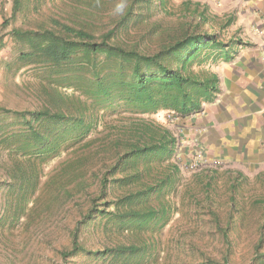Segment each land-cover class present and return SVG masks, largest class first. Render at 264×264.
Listing matches in <instances>:
<instances>
[{"label": "trees", "instance_id": "1", "mask_svg": "<svg viewBox=\"0 0 264 264\" xmlns=\"http://www.w3.org/2000/svg\"><path fill=\"white\" fill-rule=\"evenodd\" d=\"M171 1L13 0L0 28V52L8 35L15 46L5 72L34 74L20 87L33 92L37 106L0 105L1 228L73 206L78 214L62 258L84 254L89 264L151 260L155 235L177 212L171 196L181 164L175 158L189 131L183 127L178 136L145 116L168 112L180 121L194 119L220 93L208 65L235 57V38L227 41L205 27L210 18L202 2L184 0L181 15L190 20L176 30L164 24L167 18L154 20L172 14ZM232 22L228 18L223 28ZM151 42L158 43L152 53ZM107 113L126 115L123 124L111 126L103 140L109 144L94 148L89 138L80 146ZM71 149H77L75 157L47 182L43 197L46 168ZM211 202L217 231L231 247L235 201L225 226ZM255 204L264 208V199ZM85 234L97 239L87 246L80 240ZM251 261L264 264V211Z\"/></svg>", "mask_w": 264, "mask_h": 264}, {"label": "rangeland", "instance_id": "2", "mask_svg": "<svg viewBox=\"0 0 264 264\" xmlns=\"http://www.w3.org/2000/svg\"><path fill=\"white\" fill-rule=\"evenodd\" d=\"M183 2L172 0V14L157 15L152 21L160 17L167 18L164 24L174 30L178 29L182 21L186 18V22L190 20V14L181 15ZM203 2L208 3L206 13L210 19L205 25L207 30L219 32L227 41L235 36V23L223 28L229 16L235 17V2ZM12 3L13 0H0V28L4 18L11 15ZM224 6L227 8L223 10L229 11L227 16L215 15V18L209 15L211 11H222ZM20 23L21 20L17 22L18 25ZM5 39L6 47L0 52V105L14 109L34 108L37 104L33 92L20 85L30 83L35 76L32 72H23L13 77L5 72L4 63L14 57L15 46L8 35ZM150 44L148 52L152 53L158 43ZM200 114L194 119L181 121L169 117L168 112L145 116L167 126L178 136L183 127L185 132L189 131L186 133L188 142L185 141L183 145L178 142L181 151L175 158L181 164L180 182L177 191L171 196L177 212L170 223L155 235L156 249L146 264H253L251 258L264 211L261 204H255V200L264 199V140H260V137L248 138L244 142L248 146L244 145L243 149L236 148L235 140H232L228 150H223L222 144L223 149H217L219 139H211L210 135L214 134L208 130L206 119H200L203 113ZM125 118L123 114H105L95 132L80 146L88 142L89 138L95 140L94 148L109 144L110 139L103 140L108 136L111 126L123 124ZM185 147L188 148L187 152ZM76 150L66 151L46 168L39 190L43 197L49 189L46 187L47 182L62 170L66 161L75 157ZM100 166L98 163L93 169L99 170ZM207 182L211 187L206 190ZM3 194L0 188V198ZM209 198L212 200V209L220 215V224L224 226L229 220L231 204L235 201L231 247H227L221 232L217 231L213 215L207 207ZM77 212L78 208L71 206L67 211H53L45 215L41 213L30 222L27 217H23L13 228L0 227V264H11L13 261L14 264H89L88 261H91L84 254L67 259L60 255L61 250L71 246V228ZM235 223L240 224V233L235 234ZM90 236L85 234L80 240L86 245L92 244L96 237Z\"/></svg>", "mask_w": 264, "mask_h": 264}, {"label": "crops", "instance_id": "3", "mask_svg": "<svg viewBox=\"0 0 264 264\" xmlns=\"http://www.w3.org/2000/svg\"><path fill=\"white\" fill-rule=\"evenodd\" d=\"M215 1L235 2V17L229 16L235 23V57L208 65L218 76L220 93L200 119H206L211 139H219L217 149L228 150L232 140L243 149L248 138L264 140V0ZM225 8L208 13L227 16Z\"/></svg>", "mask_w": 264, "mask_h": 264}]
</instances>
